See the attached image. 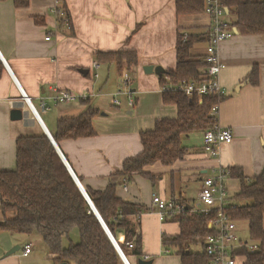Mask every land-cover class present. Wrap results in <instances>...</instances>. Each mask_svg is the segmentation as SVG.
<instances>
[{
    "label": "crops",
    "instance_id": "crops-1",
    "mask_svg": "<svg viewBox=\"0 0 264 264\" xmlns=\"http://www.w3.org/2000/svg\"><path fill=\"white\" fill-rule=\"evenodd\" d=\"M61 1L57 6L65 5L70 15V30L60 26L52 13L56 6L54 0H30L26 9H16L13 0L0 1V62L3 65L0 72V170H14L18 137L43 134L40 122L31 118L29 108L22 101L23 93L35 109L33 102L39 104L43 98L51 97L54 88L98 97L103 94L98 93L100 88L95 89L97 81L104 75L107 77V70L113 65L100 62L99 78L95 81L92 64L97 60L96 53L136 52L138 62L129 74L134 107L127 109L126 114L121 104L114 106L119 107L116 109L111 107L113 99L108 103H101L102 100L91 103L100 111L94 118L96 136L64 140L58 147L75 176L81 179L83 188L103 191L113 183L117 186L118 198L147 209L140 218L142 255L140 258L130 256L129 264H137L145 257L152 264H180L179 256L165 253L162 247V238L177 236L179 225L158 220L152 195L191 202L193 199L186 197L189 184L198 185L197 194L203 177L218 167L240 169L246 178L263 173L264 39L235 33L218 48L220 61L225 66L219 75L225 98L219 104L216 118L219 127L232 131V143L220 144L217 158L212 159L203 153L202 133L195 135L196 142L188 136L183 138V143L195 150L182 161L170 166L156 163L144 169L158 177L153 185L139 175H134L129 184H123V179L115 173L122 169L125 159L142 152L139 133L152 130L156 120L175 119L177 115L174 106L162 103L158 75L145 74L143 67L174 70L178 31L206 32L210 30L211 20L206 15L176 16L174 0ZM207 43H201L203 49L198 53L191 50V55L205 56ZM254 67L258 69L256 86L246 80ZM47 105L49 111L40 112L47 115L46 119L40 113L39 118L50 134L55 132L58 119L75 117L86 109L78 102L57 106L50 99ZM15 109L23 112L22 120L10 119ZM232 181L239 184L237 179L229 178L227 189ZM17 246L19 250L7 256ZM27 246L31 247V253L24 257ZM0 264L53 263L46 251L26 236L0 233Z\"/></svg>",
    "mask_w": 264,
    "mask_h": 264
},
{
    "label": "trees",
    "instance_id": "trees-1",
    "mask_svg": "<svg viewBox=\"0 0 264 264\" xmlns=\"http://www.w3.org/2000/svg\"><path fill=\"white\" fill-rule=\"evenodd\" d=\"M219 4L225 11L224 17L234 18L227 28L242 36H262L264 39V0H219ZM13 5L16 9H26L30 0H13ZM174 5L178 17L205 13V0H174ZM60 9L67 23L63 24L61 18H56L57 21L60 26L72 29L65 5L61 4ZM210 32L178 31L175 68L158 76L161 88L189 80H207L203 74L207 68L204 56H193L191 50L196 44L209 42ZM96 59L95 62L113 65L119 74L124 73L123 91L118 92L123 93L126 87L130 90L125 76L131 80V68L138 62L136 52H97ZM2 70L0 62V72ZM246 80L254 86L258 85L257 67L253 68ZM80 95H88L77 101L86 109L75 117L57 120L56 130L51 133L57 145L64 140L96 136L94 118L100 111L91 105L90 98L94 94ZM161 97L164 105L176 108V118L156 120L152 130L139 133L142 152L125 159L122 169L115 173L123 179V184H129L134 175H139L153 185L158 177L144 172L146 167L156 163L170 166L182 161L195 150V147L184 145L183 138L204 133L217 123V119L211 115L212 107L217 104L214 96L195 95L188 98L178 92L164 91ZM15 156L14 170H0V214L3 218L0 233L26 236L46 251L53 264H123L49 139L44 134L20 136L16 139ZM228 170L230 178L239 181V190L230 196L226 214L237 225L247 222L248 239L244 241L256 246L254 252L241 251L240 254L245 257L244 264H264V171L259 176L246 178L240 169ZM78 180L82 182L80 178ZM116 187L110 183L103 191L88 187L84 190L124 257L127 260L130 256L140 258V218L147 209L118 198ZM213 217V214L204 216L198 213L173 220L179 225V234L162 238L164 252L179 256L180 264H208L203 241L210 232L208 221ZM120 235L123 239H120ZM128 243L132 244L131 248L127 246ZM193 246L200 247V250H191Z\"/></svg>",
    "mask_w": 264,
    "mask_h": 264
},
{
    "label": "built area",
    "instance_id": "built-area-1",
    "mask_svg": "<svg viewBox=\"0 0 264 264\" xmlns=\"http://www.w3.org/2000/svg\"><path fill=\"white\" fill-rule=\"evenodd\" d=\"M56 6L52 9V13L59 19H62L63 24L67 23L65 15L60 9L58 0H54ZM211 20L210 39L206 45L204 61L207 68L203 74L207 80L198 81H185L176 85H170L162 88L161 92L174 91L191 98L193 96H214L217 104L212 107L211 115L216 118L219 104L225 98V92L219 84V75L225 68L221 63L218 48L220 43L231 39L235 32L233 29L227 28L230 22H225L223 17L226 16L225 11L221 8L219 0H205V13ZM49 40V37L46 38ZM100 64L94 62L92 65L94 80L98 79L97 70ZM126 83L131 84L128 76H125ZM126 84V86H128ZM126 87V91L118 92L115 96L120 94L125 95L127 98V106L132 108L134 100L131 93ZM88 95H76L63 89L54 88L53 95L49 98L41 100L42 112L49 111L47 99H50L55 105L73 104ZM22 100L29 105L26 97L22 95ZM31 104V103H30ZM32 105V104H31ZM113 106H119L120 102L117 98L113 97ZM33 106V105H32ZM34 108V107H33ZM35 113L39 116V112L34 108ZM203 139V153L206 157L215 159L218 156V146L220 144H231L233 141V134L230 129L221 128L216 125L202 133ZM230 171L226 168L218 167L211 170V173L201 180V187L197 192V198L189 203L183 202L180 199H164L163 197L152 195V206L155 214L160 222L173 221L179 219L183 215L202 214L208 216L213 214L214 217L208 221L209 234L204 238L203 251L209 259L208 264H244L245 257L240 254L241 251L254 252L256 246L248 243L240 238L238 235V226L227 214V206L230 203L229 191L226 187V182L230 178ZM129 248L132 247L128 243ZM31 253V247L27 246L24 249L23 256L27 257ZM144 260H148L147 257Z\"/></svg>",
    "mask_w": 264,
    "mask_h": 264
},
{
    "label": "rangeland",
    "instance_id": "rangeland-1",
    "mask_svg": "<svg viewBox=\"0 0 264 264\" xmlns=\"http://www.w3.org/2000/svg\"><path fill=\"white\" fill-rule=\"evenodd\" d=\"M254 1H257V0H254ZM233 19H234L233 16H231V17L230 16L223 17V20L225 22H227V23L228 22H231ZM58 23H60V22L58 21ZM202 49H203L202 44L201 45H197L196 44L193 47L192 52L193 53H198ZM205 50H206V48H205ZM107 71H108L107 72V77H106V75H104V77H101L97 81L98 83L95 86V89L100 88L98 90V93L103 94V95H100L98 97H91L90 98L91 103H96V102L101 101V100H102L101 103L104 102V101H106L108 103L110 101V99H113V97L114 98H118L119 97V96H115V94L118 91H123V85L122 84H123V81H124V73L119 74L117 72L115 66H112L111 69L110 70L108 69ZM100 76H101V71H100ZM104 81H106L105 84H103ZM131 87H132V85L130 84V88H129L130 90H131ZM124 91H126V89H124ZM159 91L162 94V92H161L162 91V88L161 87H159ZM118 100H119V102L121 104V110H123L127 114V112H128L127 109H129V107L126 105L125 96L124 95H120V97L118 98ZM33 104L36 107L37 111H39V113L42 112L41 107H40L41 106V103L37 104V103L33 102ZM61 105H63V104H61ZM27 107H28V105H27ZM111 107H113L114 109L119 108V107H114L112 105H111ZM42 113H44V112H42ZM41 117L43 119H46L47 115L46 114H44V115L41 114ZM31 118L38 123V120L32 114H31ZM195 135H198V134L191 135L192 136V139H195V140H193V142H196L198 140V137H195ZM197 190H198V185L197 184H194V183H190L189 184V188L186 191L187 192L186 197L192 198L193 201L196 200V198H197L196 191ZM238 190H239V184H238V182H235V181L229 182L228 191H229V195L230 196H234L238 192ZM195 195H196V197H195ZM237 226H238V235L240 236V238L242 240L248 239V225H247V222H240ZM122 239H123V237H122ZM191 250H197L198 251V250H200V247L193 246V247H191Z\"/></svg>",
    "mask_w": 264,
    "mask_h": 264
},
{
    "label": "water",
    "instance_id": "water-1",
    "mask_svg": "<svg viewBox=\"0 0 264 264\" xmlns=\"http://www.w3.org/2000/svg\"><path fill=\"white\" fill-rule=\"evenodd\" d=\"M1 58V56H0ZM2 59V58H1ZM3 61V60H2ZM5 64V63H4ZM143 71L145 74H151V73H155L156 75L160 76L163 74V70L161 67H152V66H145L143 67ZM86 73V71H85ZM24 95V93H23ZM25 96V95H24ZM26 97V96H25ZM26 100L28 101V103L30 102L28 98H26ZM28 108L30 110V113L40 122V126L43 130V134L49 139L51 145L53 146L54 150L56 151V153L58 154V156L60 157L61 161L63 162L64 166L66 167L67 171L69 172L71 178L73 179V181L75 182L76 186L78 187L79 191L81 192V194L83 195L85 201L87 202L88 206L90 207L91 211L93 212V214L95 215V217L97 218V220L99 221L101 227L103 228L104 232L106 233L107 237L109 238L110 242L112 243V245L114 246L116 252L118 253L121 261L123 264H129L128 260L124 257V255L122 254L121 250L119 249L117 243L115 242V240L113 239V237L111 236V234L109 233V231L107 230V228L105 227V225L103 224V222L101 221L100 217L98 216L97 212L95 211L91 201L89 200L84 188L82 187L81 183L79 182L78 178L75 176V174L73 173V171L71 170L70 166L68 165V163L66 162L64 156L62 155L58 145L55 143L52 135L50 134V132L47 130V128L45 127V125L42 123L41 119L37 116V114L34 111V108L31 107V104L29 103ZM23 118V112L21 110L15 109L12 110L10 113V119L12 121H19L22 120ZM19 250V247H15L13 249H11L8 253L7 256L14 254L15 252H17ZM137 264H152L151 260H139Z\"/></svg>",
    "mask_w": 264,
    "mask_h": 264
},
{
    "label": "bare ground",
    "instance_id": "bare-ground-1",
    "mask_svg": "<svg viewBox=\"0 0 264 264\" xmlns=\"http://www.w3.org/2000/svg\"><path fill=\"white\" fill-rule=\"evenodd\" d=\"M31 107H32V105H31Z\"/></svg>",
    "mask_w": 264,
    "mask_h": 264
}]
</instances>
